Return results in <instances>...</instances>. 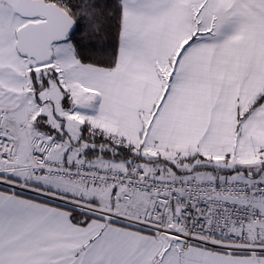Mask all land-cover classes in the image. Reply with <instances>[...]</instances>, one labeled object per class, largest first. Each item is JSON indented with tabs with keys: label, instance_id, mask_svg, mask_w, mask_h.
Returning <instances> with one entry per match:
<instances>
[{
	"label": "snow or ice",
	"instance_id": "1",
	"mask_svg": "<svg viewBox=\"0 0 264 264\" xmlns=\"http://www.w3.org/2000/svg\"><path fill=\"white\" fill-rule=\"evenodd\" d=\"M0 264H264V0H0Z\"/></svg>",
	"mask_w": 264,
	"mask_h": 264
}]
</instances>
